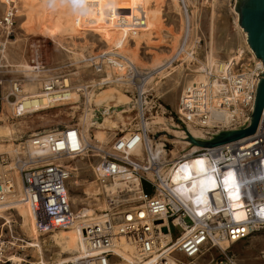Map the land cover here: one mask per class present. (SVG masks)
<instances>
[{"label":"bare ground","instance_id":"obj_1","mask_svg":"<svg viewBox=\"0 0 264 264\" xmlns=\"http://www.w3.org/2000/svg\"><path fill=\"white\" fill-rule=\"evenodd\" d=\"M170 2L174 12L182 20L180 26L181 36H179L180 34H168L161 38L162 43L171 48V56L163 54L155 58L153 62L146 64L135 52L118 48L110 49L97 56L81 54L75 57L72 63L75 68L72 71L73 75L81 72L92 74L91 68H93L94 74L88 81H81L83 84L76 85L69 81L68 76L54 77L49 80V74L55 70L46 71L44 70L45 67L39 68L40 64L33 66L30 59H27V61L24 58L12 60L7 50V42H11L8 41V38L13 35L14 20L12 17L11 21L4 17L0 18V36L5 35V41L0 38V70H4L3 73L6 72L7 76L16 79L19 84L16 100L13 102L5 100L0 112V138L5 140L0 143V157L6 161L3 170L6 171L13 184V191L7 202L0 205V239H4V231H8L12 241H14L13 244L19 242L24 245L20 248L30 250L35 254V259L31 262L27 261L23 255L7 257L12 264H57L74 261L75 257L81 256L82 249L77 226L80 222L91 219V210L83 208L78 210L79 217L72 226L65 229L40 232L35 226L34 214L24 199V188L17 162H36L30 164L31 167L49 162L69 163L72 167V174L75 175L74 177L71 176L69 183L75 187H82L76 176L78 166L86 167L82 157L88 153L102 155L103 158L105 154L123 157L124 154L116 153L113 149L115 138L119 136L116 131L120 130L124 135L122 137H129L134 134L139 128V119L142 114L146 118H143L144 121L141 124L145 125L149 135L147 144L154 154L159 153L164 156L166 154L163 148L165 144L175 146L173 148L178 152L180 150L185 151L189 147L196 150L197 146L187 142L188 137L205 138L206 129L200 127L195 117H191L189 122L183 120L184 130L178 129L169 133L170 130L163 129L166 121L164 117L152 113L156 108L153 99L162 100L167 94H172L175 97L180 92V95L171 103L172 110L175 114H179L184 98L188 94L193 96L198 89L218 93L219 88L222 86V82H219L218 78H224L229 72L233 76H237L238 72L236 73L235 68L239 64L242 66V71L246 73L253 71L254 68L251 65L262 63L261 60L256 59L247 44V33L239 26L238 13H234V15L237 21V30L242 36V44H239V46L244 49L234 48L227 36L220 39L212 24L201 57H198L195 48L198 41L199 25L196 13L189 12L190 0H170ZM207 2L215 5L217 0H207ZM8 5L6 2V6ZM95 65H100L102 68L103 75L101 78L96 72ZM132 72L135 77L140 79V86H135L130 81ZM210 76H213V78ZM102 79L105 85L101 84ZM241 83L246 84V81H241ZM50 85H53L54 88L44 92V88H48ZM2 88L7 89V84L2 83ZM112 88L118 90L122 95L119 101L114 99L111 101L109 96H103L99 93L104 89L111 90ZM135 93H138V96L142 95L140 100L133 98ZM80 96L84 98V102L81 123L77 130L84 147V151L79 155L82 163L75 161L78 156L49 160L45 141L50 135H56L61 130L51 132L44 130L42 133H33L32 128L41 125L45 121L41 118L43 113L53 110L56 104H59L60 107H79L78 103L80 101L78 99H80ZM149 97H153V99L151 100ZM243 101L244 99L240 97L234 98L232 104L235 107V114L224 110L218 118L210 120L207 123L208 126L210 128L216 127L219 132L221 130H235L238 125L244 124L246 121L241 118V111H244L241 105ZM253 106L250 105L251 110ZM133 109L136 110L135 116L130 115ZM116 110L118 112H114ZM111 112H113V115L108 118ZM162 114L165 113L162 112ZM160 126H163V128L161 129ZM96 130L102 136H112L107 141L109 142L108 145L107 142H102L92 135L91 132ZM167 132L168 134H165ZM160 133H163V135L157 136ZM36 136L42 138L40 146L33 143ZM127 154L128 157L130 155L140 156L142 148L137 147ZM103 158L101 162L92 166L96 181L90 183L85 189L87 199L95 201V205L92 207L102 208V200L107 209L110 201L117 204V210L119 211L137 208L143 198L140 186H129L132 187L131 192L128 195L121 196L120 193L124 191V184L119 180L114 179L112 181L107 178L106 171L102 166ZM73 161H75L74 165L71 164ZM210 162L206 156L196 159L189 158L176 171L174 169L170 170L166 175L171 188L174 189L189 209L200 214L203 211L201 208L203 202L199 194L204 190L213 191L217 189L218 193L223 194L225 200H227L226 202L230 204L233 220L237 222L246 220L248 210L250 212H256L255 210H257L258 212V206H256V209L255 206H250L249 209L246 208V203L240 199L238 192H236L233 177L230 173H225L219 182L215 180L210 174L213 170ZM215 197L217 204H219L217 193H215ZM69 199L76 209L77 203L84 202V199L80 200L79 197L72 195H69ZM87 204L89 205L86 207H91L90 203ZM261 208L259 214L264 220V205ZM16 228L18 229L17 236L14 234ZM255 237L252 240H256L264 249V236L263 238L261 236ZM21 238L26 240H21ZM165 240L169 242L171 236L167 235ZM220 246L226 249L229 244L221 242ZM111 252L113 254L112 262L115 259L114 256H116L120 264H145L144 257L138 253L134 244L129 240H125L122 236L117 238ZM205 253L213 255L212 251L205 248L200 256L189 259L175 254L170 256L169 261L170 264H198L197 258ZM181 257L185 261L181 260ZM239 260L240 258L236 257L233 264H239Z\"/></svg>","mask_w":264,"mask_h":264},{"label":"built area","instance_id":"obj_2","mask_svg":"<svg viewBox=\"0 0 264 264\" xmlns=\"http://www.w3.org/2000/svg\"><path fill=\"white\" fill-rule=\"evenodd\" d=\"M126 24L127 21L122 17L116 21L117 26ZM31 51L32 65L40 64L39 68H44L38 49L32 46ZM251 66L253 71L244 73L239 64L235 68L237 76L229 72L224 78H218L222 82L218 93L198 89L193 96L188 94L184 98L181 112L175 118L178 122H189L191 117H195L200 127L207 131L205 138L195 139L210 140L222 130L218 132L216 127L210 128L207 123L218 118L224 110L235 114L232 100L240 97L244 99L241 104L244 109L241 111V118L246 122L238 125L236 129L248 125L250 105H254L257 85L264 74L263 63ZM95 68L101 78V66L95 65ZM3 71L0 70V112L5 100H16L19 87L16 79L7 76ZM139 80L132 72L130 81L135 86H140ZM241 81H246V84ZM2 83L7 84V89L2 88ZM101 84L105 85L103 79ZM53 88L50 85L44 88V92ZM141 96L135 93L133 98L140 100ZM143 118L146 117L142 114L139 128L134 134L115 138L113 149L124 156L105 154L102 163L109 180H119L124 184L121 196L131 192L132 187L129 186H140L143 197L141 204L137 208L119 211L117 204L110 201L109 208L99 218L80 222L77 230L81 236V256L75 257L72 262L57 264H111V248L121 236L134 244L138 253L144 257L145 264H170V256L175 254L190 259L202 255L205 248L214 255L209 264H233L236 257L232 248L247 244L255 236H264V220L259 214L264 205V108L257 130L250 137L214 148L197 147L192 150L189 147L179 152L165 144L164 156L150 150L147 144L149 135L145 125L141 124ZM41 139L39 136L34 137V145L40 146ZM137 147L142 148V154L128 157L127 153ZM45 148L49 160L79 156L84 151L76 128L61 129L56 135H50L45 141ZM202 156L211 161L213 170L210 174L217 182L225 173H230L236 192L246 203V208L255 206L256 209L258 206L259 211L248 210V218L237 222L232 218L230 204L226 202L224 195L219 194L217 189H208L199 194L203 211L200 214L192 212L171 188L166 175L170 170L176 171L189 158ZM33 163L36 162L19 161L17 167L24 188V199L34 214L36 228L40 232H49L72 226L79 217L78 209L74 208L69 199L72 167L69 163L52 162L31 167L30 164ZM5 165L6 161L0 157V205L7 202L13 191L11 179L3 170ZM215 193L219 197V204L215 200ZM167 235L171 236L169 242L165 240ZM10 238L8 237L9 240ZM221 242H227L228 248H221ZM14 248L12 242L0 239L2 264H12L6 254ZM257 260L264 264L263 248L258 250Z\"/></svg>","mask_w":264,"mask_h":264},{"label":"rangeland","instance_id":"obj_3","mask_svg":"<svg viewBox=\"0 0 264 264\" xmlns=\"http://www.w3.org/2000/svg\"><path fill=\"white\" fill-rule=\"evenodd\" d=\"M6 2L9 4L8 6H6ZM190 2L189 12L196 13L199 25L198 41L195 48L198 57H201L212 24L220 39L227 36L234 48L244 49L239 46L242 44V36L237 30V21L234 15L237 13L238 0H217L215 5L209 4L207 0H190ZM172 8L170 0H0V18L4 17L11 21L12 17L14 20L13 35L8 38V41L11 42H7V50L12 60L24 58L26 61L30 59L31 63V47H36L39 51L40 61L45 66L44 70H55L49 74V80L54 77L68 76L69 81L76 85L83 84L81 81H88L94 74V70L91 68L92 74L81 72L73 75L72 71L75 68L72 63L74 58L81 54L97 56L110 49L118 48L135 52L146 64L153 62L155 58L163 54L171 56V48L162 43L161 38L168 34H180L179 36L182 34L180 27L182 20ZM120 17L127 21L125 26L116 25V21ZM4 36L1 35L0 38L5 41ZM99 93L103 96H109L111 101L113 99L119 101L122 96L118 90L113 88L111 90L104 89ZM179 95L180 92L175 97L172 94H167L162 100L149 97L156 103V108L152 111L153 115H161L166 120L165 127L160 126V128L170 130L169 133L178 129L184 130L182 122H178L175 118L176 114L172 110L171 104ZM83 99L80 96L78 99L80 103H78L79 107L77 108L72 106L60 107L59 104H56L53 110L43 113L41 118L45 121L32 128L33 133H42L44 130L51 132L65 128L79 129L83 112ZM162 112L165 114L163 115ZM112 115L113 112L108 115V118H111ZM130 115L135 116L136 110L133 109ZM91 133L102 142H107L112 137L102 136L98 134V130ZM116 133L119 137L124 136L120 130H117ZM161 135L163 133L157 136ZM2 141L5 140L0 138V143ZM108 143L106 144L108 145ZM80 158L81 156H78L75 161L82 163ZM102 158V155L91 153L82 157L86 167L78 166L76 172L77 180L80 181L82 187H75L69 183L70 195L79 197L80 200L84 199L83 203H77V209L87 208L91 210L90 220L99 218L102 212L107 210L102 200V208L92 207L95 205V201L87 199L88 196L85 193L87 186L96 181L92 166L101 162ZM75 161L71 164L74 165ZM74 176L72 174V177ZM87 203H90L91 207H86L89 205ZM17 232L18 229L16 228V232L14 231L16 236ZM8 237H11L10 234L8 231H4V239L1 240L14 242L12 237L11 240ZM79 237L81 238L80 235ZM21 240L26 239L21 238ZM22 245L15 242V248L8 252L6 257L23 255L29 262L34 260L35 254L30 250L20 248ZM261 247V244L257 243L256 240H250L247 244L232 248V253L235 257L240 258L239 264H261L257 260L258 250ZM213 256L209 253L203 254L197 258L198 264H209ZM114 257L115 259L111 264H120L119 259ZM181 260L185 261L182 257ZM2 263L0 262V264Z\"/></svg>","mask_w":264,"mask_h":264},{"label":"water","instance_id":"obj_4","mask_svg":"<svg viewBox=\"0 0 264 264\" xmlns=\"http://www.w3.org/2000/svg\"><path fill=\"white\" fill-rule=\"evenodd\" d=\"M236 10L239 15V26L247 33L249 48L256 59L261 60L264 65V0H238ZM261 76L248 125L235 130L221 131L210 140H198L189 136L187 142L201 148H214L254 135L264 108V74Z\"/></svg>","mask_w":264,"mask_h":264}]
</instances>
